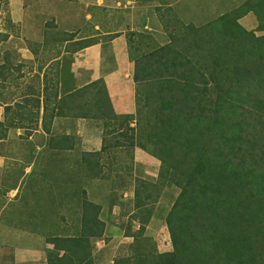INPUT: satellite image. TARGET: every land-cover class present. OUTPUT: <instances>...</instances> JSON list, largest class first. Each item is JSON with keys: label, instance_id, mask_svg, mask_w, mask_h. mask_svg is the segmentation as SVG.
Returning a JSON list of instances; mask_svg holds the SVG:
<instances>
[{"label": "trees", "instance_id": "16d2710c", "mask_svg": "<svg viewBox=\"0 0 264 264\" xmlns=\"http://www.w3.org/2000/svg\"><path fill=\"white\" fill-rule=\"evenodd\" d=\"M6 4L0 0L4 11ZM249 14L256 20L253 30L239 23ZM162 26L164 45L127 34L135 114L114 115L97 102L86 103L79 114L91 118L96 109L94 118L102 122L100 151L81 159L84 178L105 179V168L120 171L112 168L111 153L125 150L132 160L141 142L159 163L155 184H136L121 216L132 210L149 221L161 189L178 190L164 219L171 250L157 251L146 224L136 231L128 226L123 235L132 241L113 264H264V0H246L203 26ZM8 36L0 31V43ZM135 36L140 40L134 42ZM2 57L0 83L11 85V56L4 51ZM28 97L26 89L24 102ZM10 110L5 108L6 116ZM28 115L20 113L19 119L28 121ZM132 164L122 165L125 175H132ZM96 191L102 195L100 187ZM116 191L96 205L85 191L76 194L80 233L48 239V264H91L90 240L102 238L104 220L121 205Z\"/></svg>", "mask_w": 264, "mask_h": 264}, {"label": "crops", "instance_id": "0c3cea01", "mask_svg": "<svg viewBox=\"0 0 264 264\" xmlns=\"http://www.w3.org/2000/svg\"><path fill=\"white\" fill-rule=\"evenodd\" d=\"M56 1L61 4L76 1V7L67 3L66 7L71 8V11L65 15L66 7L64 13L57 11L59 4ZM12 3L15 7L11 9ZM127 3H124L126 10ZM9 4L8 12L12 16L9 17L7 29L12 31L10 37L13 38L12 46L16 49V56L13 61L10 60L15 68L14 82L5 86L0 83V123L3 124L0 127V177L3 180L4 171L10 168L30 176L38 160L44 163L41 164L45 166L41 167L42 170H46L48 164L60 169L64 160H81L84 154L100 151L102 130L96 131V118L93 114L96 109L92 110L91 118L79 115L85 111L86 103L97 102L105 112L109 110L114 115L135 114L134 64L130 59L127 32L138 31L132 25L134 18H140L134 12L135 9H131L124 18L118 11L109 13L119 5V0H8ZM136 4L142 2L138 0ZM92 7L96 8L95 15L101 16L102 13L104 19L101 18V22L96 19L91 32L83 34L80 32L82 28H76L78 25L75 20L71 22V17L81 16V21H91V14L85 10ZM122 19L125 26L123 29L119 27ZM255 27L256 20L251 28L246 29L253 30ZM45 31H62L66 36H59L57 40L60 41L57 42V34L53 33L55 37L47 38ZM24 65L28 66L27 74ZM26 89L29 91L28 103L22 99ZM8 106L12 110L6 116L5 108ZM26 112L30 113L29 120L19 119V114ZM33 113H37L36 119ZM23 132L26 134L22 135ZM42 150L45 151L43 154ZM77 165H80L79 161L76 164L78 174L75 176V182L78 183L75 184H80L81 190L85 189L87 194L93 189L92 182L95 180L96 183V179L84 178V168L79 171ZM18 194L17 189L10 190L9 201L16 200ZM87 199L96 205V200L89 199V195ZM78 200L81 201V197ZM77 207L78 202L67 204V208L71 209L70 214L77 218L74 224L79 225L81 214L78 211L80 207ZM13 217H21L20 209L13 213ZM109 217L104 220L106 225L102 238L90 240L91 264H113L115 258L124 254L122 251L132 241L122 234L124 245L115 250L109 248V238H116L108 228ZM64 220L55 219L53 224L59 227L51 236L44 235L45 238L37 237L32 230L22 234L18 231L6 234L3 228L0 233V264L6 258L9 264H48L49 252L53 250L48 239L79 235V231L73 229L65 232L62 225L71 222ZM6 223L13 224L8 220ZM105 235L107 239H104ZM62 254L60 252L59 256Z\"/></svg>", "mask_w": 264, "mask_h": 264}, {"label": "rangeland", "instance_id": "374dc122", "mask_svg": "<svg viewBox=\"0 0 264 264\" xmlns=\"http://www.w3.org/2000/svg\"><path fill=\"white\" fill-rule=\"evenodd\" d=\"M137 1L138 0H119V5H117L114 10H110L109 13L118 11L120 16L124 18L129 12L135 9L134 12L138 13L140 18L139 20L134 18V25H132V28H137L138 30L134 32L139 35H144L143 39L145 41L148 40L150 43L156 42V44L164 45L168 42L167 35L165 33L166 30H164V27L162 26L164 21L168 29L171 27L174 30L177 28L174 26L177 25V23L186 26H203L215 20L219 16L236 9L246 0H140L142 4L138 5L136 4ZM56 2L59 4L56 10L64 13V7H66L69 2H65L64 4H61L60 1ZM125 2H129V4L127 3V10L125 9ZM69 4L73 5L72 7H76V1ZM13 6L15 7L14 3H12L11 9ZM4 8L5 11L3 10V6L0 8V31L5 32V30H7V33L10 34L4 43H0V63H2L3 59L1 57L3 56L4 51H7L10 54L11 61L14 60L13 55L14 51H16V49L12 46L13 38L10 37V35H13L12 31L6 29L7 24H9V17L12 16L10 15V11L8 12V9L10 10L8 0ZM70 11L71 8L66 7L65 15H67ZM85 12L91 14V21H81V16H75L71 17V22L75 20V24L78 25L76 28H82L83 31L80 32H84L83 34H89L94 23H96V19L101 22V18L104 19V17L102 16V13L101 16L95 15L96 8L93 7L86 9ZM254 20L255 17L252 14H249L241 20L240 24L245 28H251ZM102 22L104 25L105 22ZM119 27L122 29L125 27L124 19L119 21ZM53 33L57 34V38H55V41L57 42L60 41L57 40L59 36H66V33L62 31L61 33L45 31L44 35L47 38H49V36L55 37ZM128 33L129 32H127V34ZM133 40L136 42L140 40V37L135 36ZM16 65L19 66L18 63H16ZM23 69L27 74L28 66L24 65ZM96 124V131H98V129L102 130V122L96 119ZM25 134L26 132H23L22 135ZM116 140L120 141L121 139L118 138ZM148 149V145L144 142L136 144L134 146V151L132 152V160H130L126 155L125 150L118 151L117 153H111L113 157L115 156L113 159L108 158L115 161L112 168H119L120 171L117 170L116 172V170H111L110 172H107L108 170L105 168L104 175L106 178L96 179V177H94L93 179H96V183H94V180L92 182L93 189L87 192L89 199L91 198L92 200H96V202H98V200H109L110 195H113L111 191L117 190L116 197L118 201H121V205L119 207H113L111 210V216L107 222L109 230L112 231V236H116V238L113 239L112 237L109 238L111 241L108 246L111 249L115 250L119 248V246L124 245L125 242L122 240L121 235L127 230L128 226H131L133 231H136L141 226V223H144L147 225L145 233L154 239L157 251L167 252L171 250L169 235L164 219L178 194V190L175 187L167 186L161 189L159 199L155 203L154 210L152 211V219L149 221L145 222L144 218H140V216L132 210L126 216H121L120 214L129 209V205L127 203H129L133 197L134 186L136 184L145 182L152 185L156 182L159 163L149 156ZM44 152L45 151L42 150V154ZM32 154H34L33 150ZM108 159L106 158L104 161ZM78 161L80 165L77 166L80 171L81 168H83V162L81 164V160L77 159H71L69 162L64 160V162H62V168L60 169L54 168L52 166L53 164H48L46 170L41 169V167L45 168V166H41V164L44 163H41V161L38 160L33 169L34 172L30 176L27 174L23 175V172H16L17 169L13 170V168L5 170L3 175L4 180L3 177H0V184L3 183L0 185V233L3 231V228L6 234L13 233V231H18L22 234L26 233V230H32L37 237H49L53 231H56L59 227L58 224H53L55 219H65L64 221L71 222L62 225L65 232L69 229H73L79 231L80 233V222L79 225L74 224L77 218L72 216L70 214L71 209L67 208V204L74 205L75 202H78L80 197L76 194H81L85 191V189L81 191L82 186L80 184H75L78 183L77 181L75 182V176L78 174L76 169ZM124 162H127L128 164L133 163L131 165L133 171H131L132 175H125V172L122 171L121 167ZM117 173L119 177L116 176ZM99 187L102 190V195L99 196V194H97L98 197L95 198L96 193H99L96 189L99 190ZM12 189H17L19 194L16 200L12 201L10 199L9 201L10 197L8 192L10 193V190ZM48 207L51 209H48ZM18 209H20L21 217L15 219V217H13V213L16 211L18 212ZM27 219L30 220L28 221ZM7 220L13 224L6 223ZM71 226H73V228H71ZM76 226H79V228H76ZM55 234H53V236ZM104 239H107V235H105ZM6 242L11 241L6 240ZM2 264H9L8 258L3 260Z\"/></svg>", "mask_w": 264, "mask_h": 264}]
</instances>
